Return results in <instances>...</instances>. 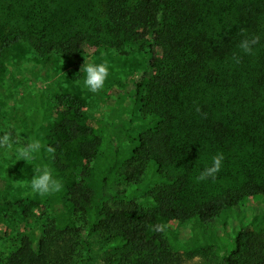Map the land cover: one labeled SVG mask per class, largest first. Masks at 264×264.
Wrapping results in <instances>:
<instances>
[{
  "label": "trees",
  "instance_id": "obj_1",
  "mask_svg": "<svg viewBox=\"0 0 264 264\" xmlns=\"http://www.w3.org/2000/svg\"><path fill=\"white\" fill-rule=\"evenodd\" d=\"M245 35L261 37L254 55L240 53ZM82 41L146 60L111 128L86 126L80 102L52 84L5 112L0 99V117L40 140L38 168L63 185L47 196L37 234L17 236L0 264H76L89 238L102 264H264V215L224 251L201 245L238 200H264V0H0V80L23 42L45 67L67 58L82 79ZM217 153L216 178L197 181ZM169 222L196 225L154 230Z\"/></svg>",
  "mask_w": 264,
  "mask_h": 264
},
{
  "label": "rangeland",
  "instance_id": "obj_2",
  "mask_svg": "<svg viewBox=\"0 0 264 264\" xmlns=\"http://www.w3.org/2000/svg\"><path fill=\"white\" fill-rule=\"evenodd\" d=\"M82 58L85 63L106 62L109 76L105 86L97 93H91L83 85V78L76 79L71 63L67 58L55 56L52 63L45 67L40 58L27 43H20L13 49L11 62L0 80V99L2 110H5L20 96H25L52 84L60 92L68 94L82 105L84 123L93 129L111 128L116 119V110L123 109L128 102V93L141 73L146 57L136 49L127 47L119 51L100 52L82 41ZM4 114V113H3ZM0 117V134L10 131L18 144L29 140L18 136L4 115ZM17 145H13L15 148ZM68 164L75 168L77 155L73 150L67 152ZM38 168L35 160L17 161L13 150L0 146V252L4 251L17 236L29 230L37 234L42 214L46 211L47 196L41 197L32 193L29 182L34 170ZM264 215V200L240 199L236 207L228 210L226 215L217 220V236L206 234L201 240L202 246L215 244V253L230 247V239L243 226L259 220ZM195 222L186 224L164 223V226L179 235L190 233ZM198 235V234H197ZM212 235V234H210ZM37 236V235H36ZM192 237V235H191ZM90 252L85 244H79L76 264H102L104 249L95 239L89 238ZM200 257L186 264H206Z\"/></svg>",
  "mask_w": 264,
  "mask_h": 264
},
{
  "label": "clouds",
  "instance_id": "obj_3",
  "mask_svg": "<svg viewBox=\"0 0 264 264\" xmlns=\"http://www.w3.org/2000/svg\"><path fill=\"white\" fill-rule=\"evenodd\" d=\"M261 37L259 35H245L239 42L238 48L243 55H254L255 46L260 42ZM232 61L234 63L240 62V56L233 54ZM83 85L91 93H97L105 86V81L109 76V67L106 62H90L83 67ZM13 145H17L13 148ZM0 146H6L13 150L14 157L17 161L30 162L36 154L42 149V144L39 139H33L31 142L18 144L13 138V134L10 131L0 134ZM47 152L52 153L53 149L48 148ZM224 156L221 153H217L211 158L210 166H206L199 176L196 177L197 181H204L209 178L215 179L216 175L220 172L223 164ZM29 187L32 193L41 197L48 196L53 193L60 192L63 185L58 181L51 169L47 167L36 168L29 182ZM164 225L154 226L155 231H163Z\"/></svg>",
  "mask_w": 264,
  "mask_h": 264
}]
</instances>
